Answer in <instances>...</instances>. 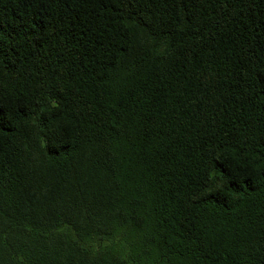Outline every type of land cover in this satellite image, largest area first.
<instances>
[{
	"label": "trees",
	"instance_id": "trees-1",
	"mask_svg": "<svg viewBox=\"0 0 264 264\" xmlns=\"http://www.w3.org/2000/svg\"><path fill=\"white\" fill-rule=\"evenodd\" d=\"M0 264H264V0H0Z\"/></svg>",
	"mask_w": 264,
	"mask_h": 264
}]
</instances>
